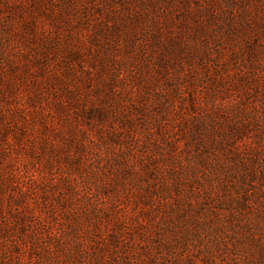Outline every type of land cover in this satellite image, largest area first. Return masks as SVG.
<instances>
[{"label":"rangeland","instance_id":"1","mask_svg":"<svg viewBox=\"0 0 264 264\" xmlns=\"http://www.w3.org/2000/svg\"><path fill=\"white\" fill-rule=\"evenodd\" d=\"M0 264H264V0H0Z\"/></svg>","mask_w":264,"mask_h":264}]
</instances>
